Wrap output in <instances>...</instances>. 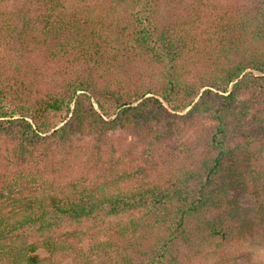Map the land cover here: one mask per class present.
Returning a JSON list of instances; mask_svg holds the SVG:
<instances>
[{
  "label": "trees",
  "instance_id": "1",
  "mask_svg": "<svg viewBox=\"0 0 264 264\" xmlns=\"http://www.w3.org/2000/svg\"><path fill=\"white\" fill-rule=\"evenodd\" d=\"M252 245L264 0H0V264H236Z\"/></svg>",
  "mask_w": 264,
  "mask_h": 264
},
{
  "label": "rangeland",
  "instance_id": "2",
  "mask_svg": "<svg viewBox=\"0 0 264 264\" xmlns=\"http://www.w3.org/2000/svg\"><path fill=\"white\" fill-rule=\"evenodd\" d=\"M192 132V129H189L188 133L186 136H190ZM194 135V133H193ZM193 138V136H192ZM191 139V138H190ZM127 140H129L127 138ZM179 140H183L182 138ZM180 144L179 142L176 143V145ZM156 149L158 150V152H164L166 149H174V150H178L179 147L175 146V145H167V144H158V146L156 147ZM249 256L246 257V259H239L236 260V264H264V247L262 246H258V245H252V246H248L246 248Z\"/></svg>",
  "mask_w": 264,
  "mask_h": 264
}]
</instances>
